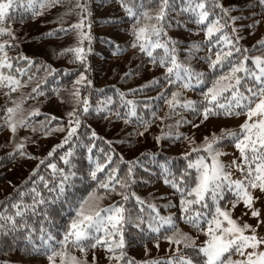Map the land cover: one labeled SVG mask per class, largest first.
<instances>
[{
	"label": "snow or ice",
	"instance_id": "1",
	"mask_svg": "<svg viewBox=\"0 0 264 264\" xmlns=\"http://www.w3.org/2000/svg\"><path fill=\"white\" fill-rule=\"evenodd\" d=\"M59 0H48L47 6H54ZM127 16L131 21L129 29L132 36L130 47L136 49L139 53L145 55L148 61L154 66L159 65L164 68L162 81L164 87L179 84L181 89L195 88L204 85L201 91V99L194 101L191 99H182L181 91H172L170 97L163 91L157 94L156 99H164L168 105L166 116L179 117L180 111L188 110L190 114L198 118L199 123L186 120L180 117L174 121L178 127L181 123H190L193 128L199 127V124L209 121L212 117H230L232 115H245V120L239 125V131H232L227 128H220L219 133L212 132L205 135L200 144H195L194 140H189L192 145L190 151L182 153V157L187 161L182 169H178L179 177L174 174L171 180L167 179L169 170L164 168L166 174L165 183L170 184L180 194V219L186 224L191 225L192 229L202 232L207 238L200 244H196L195 237L186 232H182L176 227V222L172 216H161L156 211L154 204H148L150 209L147 221L143 218L144 201L136 196L135 193H129L128 187L135 182L134 169L136 166H142V161H129L127 172L124 177L119 175V163L123 157H118V161L113 157L115 152L111 147L107 152L99 149L103 153L104 163L96 160L93 163L91 153L96 148L95 141L102 139L98 137L95 130L88 133V142L83 144L86 149L89 160V168L85 173L88 180L95 184V187L88 192L87 196L78 199L73 211L75 215L67 225L60 239L56 238L50 230L45 228L48 222V212L41 209L49 203V198L43 196L37 191L35 181H32L33 188L32 202L30 204L17 202L11 205L14 209L12 214L0 213V236H6L13 233H26L24 239L32 242V236L36 228L28 223L29 216H36L40 213L44 219L40 222V240L43 251L47 253L49 264H56V257H59L60 264H87L84 259H77L68 251L69 248H78L80 252L86 255L89 248L95 249L97 246L106 250L109 261H115V264H133L125 260V231L128 226L141 228L142 224H147L145 231L155 233L159 236L164 226L166 233L163 239L167 240L170 245L182 246L186 254H179L181 247L174 250V254L166 260H150L144 264H264V237L256 234V229L248 224H238L236 219L232 218V208L238 203H243L245 209L250 211L252 217L257 218V226L261 223L260 210L254 207V202L261 197L254 196L253 190H259L264 196V55L249 56V49L240 47V31L243 27L253 28L259 24V20H253L252 24L247 26H237L236 21L242 19L241 16H231L230 12L234 9L232 6L225 7L220 0H149V3L157 4L154 14L150 15L145 7V0H139L129 6L126 0H120ZM259 4L264 7V0H259ZM23 6V0H0V36H8L11 40H0V87H6L10 92H14L21 86V80L13 74H5L4 69L13 68V58L9 57L6 48L13 46L11 41L16 39L15 33L11 28L12 12L17 7ZM27 7L32 9L33 16L37 13L33 0H28ZM46 5L41 0L40 8ZM79 10L78 20L68 25L67 28H59L60 32H76L77 39L74 45L61 49L60 54H71L69 62H79L81 66L87 68L84 63L86 59L83 42L85 39L91 42L89 33L84 32L85 21L91 15L89 11V0H76L74 6ZM135 9V10H134ZM218 10V11H217ZM71 11V9H69ZM175 12L176 16L172 17L171 13ZM186 15L189 21L194 22L198 28L196 31L204 32V41L191 40L186 47H181L182 41L168 35L167 29L173 27L186 28V22L181 21L179 17ZM141 16L152 23H140ZM23 23V18H21ZM90 27V24L88 25ZM230 29V31H229ZM193 30L188 29L191 33ZM52 32L46 35H52ZM202 43L208 45V54L203 57L207 64L209 74L214 78L209 85L206 81V73L196 71L189 61L196 57L197 52L202 50ZM260 48H264V39L257 41ZM213 45L215 52L213 58ZM118 47V46H117ZM161 49L162 55H155V50ZM185 53V59L179 58V52ZM255 50V46L254 49ZM91 51V48L88 49ZM18 59L26 61L29 68L38 67L46 70L48 75L53 79L59 74L60 70L51 68L48 65H36L32 59L26 56H19ZM251 60V65L246 62ZM15 71L21 76L25 75L26 69L19 67ZM65 75L72 73L68 69L62 70ZM219 73V74H218ZM55 74V75H53ZM132 75L131 72L125 73V77ZM32 76H29V80ZM161 78L153 77L148 85L159 86L162 83ZM42 83L46 81L42 80ZM87 84L91 86L92 81L88 80L84 72H80L76 79L72 81V90L69 95L75 102V107L67 113L69 120L66 129V136L59 145L53 147L47 156L51 157L56 148L63 147L69 143L73 136L77 135V129L81 127L82 116L90 112V105L87 96H81L80 85ZM147 85L141 86L146 87ZM141 89H129V92L135 93ZM58 88H53V92H58ZM33 93L42 94L39 84L32 89ZM6 95L8 93H5ZM121 104L128 109L121 117L119 111L115 112L117 118L137 116L135 101L125 99L126 93L117 92ZM153 98H146L144 107H151ZM111 103V98L107 99ZM13 107L5 109V123L15 135L18 126L27 127L30 121L26 117L17 118L16 113L20 109L18 102H13ZM97 112L106 111L109 115L113 114L112 108L106 105L97 107ZM39 114V109H33L28 116ZM139 124L143 125L144 130L155 119L163 121L165 117H157L156 112H151V120H142L137 117ZM56 117H46L41 122L42 130L48 135L54 130H64L59 123L52 127V121ZM171 128V125H168ZM35 131V129H33ZM144 135V132L135 133ZM129 135H132L130 133ZM164 135L156 137L159 143ZM179 138L182 134L176 133ZM231 138L234 147L239 152V160H232L229 165H225L220 159L225 153L221 151V145ZM22 139H28L24 137ZM183 139L188 140L187 136ZM111 146L112 141H105ZM23 143H16L13 153L18 152L24 156ZM13 153H9L12 156ZM195 154L193 159L192 154ZM71 147L60 157L65 165L69 167L57 168L53 163L47 165L53 170V175L59 176V181L49 187L48 182L39 177L41 183L48 190L51 200L59 198L65 192L66 185L72 182L76 177V171L72 170ZM142 156L148 155L142 153ZM43 164L44 161L42 160ZM107 166L106 175L101 179L98 173H104ZM39 167V165L37 166ZM235 167L241 175L239 179H232L231 173L227 168ZM192 170L194 171V177ZM33 174L37 170L33 169ZM83 179V177H82ZM27 183V181L25 182ZM97 189L103 191L97 192ZM119 189V190H118ZM225 191L231 193L232 198L229 200L232 208L222 206L225 199ZM116 193L121 196L120 201H114L107 207H101L100 201L106 196ZM19 195L23 197L24 193ZM131 197L135 198L136 204L141 205V215L133 216L132 211L126 207ZM246 214V213H245ZM251 229V234L246 235L245 230ZM158 247V240H157ZM251 249L250 251H246ZM39 251V249H37ZM236 253L242 259L232 260L231 256ZM95 261V253H93Z\"/></svg>",
	"mask_w": 264,
	"mask_h": 264
},
{
	"label": "trees",
	"instance_id": "2",
	"mask_svg": "<svg viewBox=\"0 0 264 264\" xmlns=\"http://www.w3.org/2000/svg\"><path fill=\"white\" fill-rule=\"evenodd\" d=\"M41 0H33V4L37 13L33 16L32 9L27 7L28 0H23V6L17 7L12 12V22L10 24L13 29L16 39L12 40L13 46L6 48L9 57L13 58V68L11 70L4 69L5 74L16 75L21 80V86L16 91L10 92L6 87H0V187L9 181L7 189L0 188V213L12 214L14 209L11 208L13 203L22 202L30 204L32 202L31 189L33 188L32 181H35V187L43 196L49 198V203L41 209V212L47 210V223L44 225L50 230L57 239H60L67 225L75 215L73 208L76 206L78 199L87 196L88 192L95 187V184L87 179L85 173L89 168V160L86 149L83 144L88 142V133L90 130H95L98 139L95 141L96 148L93 149L91 156L93 163L99 160L104 163V156L99 149H104L105 152L109 147L114 150V160L118 161V157H123L119 163V175L124 177L129 161H142V166H136L134 169L135 182L128 187L129 193H135L145 203L143 205V218L148 220L150 209L148 204H154L156 211L161 216H172L176 222V227L182 232L195 237L196 244L200 245L207 237L202 233L192 229L191 225L186 224L180 217V194L170 184H166V174L164 168L167 167L169 175L167 179L171 180L174 174L179 177L178 169L185 167L187 161L183 159L182 153L190 151L192 145L189 140H194L195 144H200L205 135H210L212 132L219 133V129L210 133H203L198 136L194 132V128L190 123H181L178 127L174 124L176 119L184 117L186 120L199 123L198 118L190 114L188 110L180 111L179 117L168 118V105L164 99H156L157 94L162 91L170 97L172 91H181L182 99H191L199 101L200 93L204 89V85L196 86L194 89H181L179 84L175 87H164L162 77L164 68L158 64L153 65L148 61V58L139 53L136 49L130 47L132 36L130 34L131 21L127 16L124 8L121 6L120 0H89V11L91 15L85 21L84 32L91 36V42L87 39L83 42L85 48L86 59L84 63L87 68L81 66L79 62H69L71 54H60L61 49L74 45L77 39L76 32H60L59 28H67L68 25L75 23L78 20L79 10L75 8L76 0H59L54 6H47L48 0H43L46 7L40 8ZM129 6L133 3H138L139 0H126ZM225 6H232L234 9L230 12L231 16H241L242 19L236 21L237 26H247L252 24L253 20H259L253 28L243 27L240 31V47L249 49L248 55H264V48H260L257 41L264 39V7L259 4V0H220ZM145 7L149 14H154L157 4L149 3L145 0ZM71 9V11H69ZM135 10V9H134ZM218 11V10H217ZM172 17L176 16L175 12L171 13ZM23 18V23H21ZM181 21L186 22V28H171L167 29L168 35L182 41L181 47H186L191 40L204 41V32L196 31L198 26L189 21L186 15L179 17ZM147 21L143 16L140 18V23H152ZM90 24V27L88 25ZM263 27V29H262ZM188 29H192L191 33ZM230 31V29H229ZM52 32V35H46ZM0 40H11L8 36H0ZM118 46V47H117ZM255 46V50L254 49ZM91 48V51L88 49ZM215 45H213V58ZM155 55H162V50H155ZM208 54V45L202 43V50L197 52L196 57L192 58L189 63L191 66L200 72L206 73V81L210 85L213 76L209 74L207 64L203 57ZM26 56L32 59L36 65H48L59 71L56 79L52 75H48L45 69L38 67L29 68L26 61L18 59L19 56ZM179 58L183 61L185 53L181 50ZM251 65V60L246 62ZM19 67L26 69L25 75L21 76L15 71ZM68 69L72 74L65 75L62 71ZM80 72H84L88 80L92 81L91 86L87 84L80 85L81 96H87L90 112L82 116L81 127L77 129V135L73 136L69 143L63 147L56 148L51 157L47 154L54 146L59 145L66 136L69 117L67 113L75 107V102L70 97L69 93L72 90V81ZM131 72L132 75L125 77V73ZM219 74V73H218ZM55 75V74H53ZM29 76L32 79L29 80ZM153 77L161 78V85H148ZM44 80L46 83H42ZM39 84L40 92L36 94L32 89ZM147 85L141 89V86ZM53 88H58V92H53ZM129 89H141L135 93L129 92ZM126 93L125 99L135 101L137 116L125 118H117L115 112L119 111L121 117L128 111L121 102L117 92ZM5 93H8L7 95ZM111 98V103H107V99ZM146 98H153L151 107L146 109L143 101ZM18 102L20 109L16 113L17 118L23 116L30 121L27 127L18 126L15 135L5 123V109L13 107V102ZM107 106L112 108L113 114L109 115L106 111L97 112V107ZM33 109H39V114L29 117L28 113ZM155 111L157 117H165L163 121L155 119L151 122L147 131L143 125L139 124L137 117L142 120H151V112ZM56 117L57 120L52 121V127H56L57 123L64 130H54L48 135H45L42 130L41 122L45 121L46 117ZM245 117L241 115H232L230 117L220 116L212 118H235ZM210 118V119H212ZM206 122V121H205ZM202 124V123H201ZM168 125L172 127L169 128ZM232 131H239V127L223 126ZM35 129V131L33 130ZM144 132V135H136L135 133ZM132 133V135H129ZM164 135L159 143L156 142V137ZM176 133L182 134L179 138ZM187 136L189 139H183ZM27 137L28 139H22ZM9 138V139H7ZM42 138H51L47 144V148L40 150V140ZM105 141H112L111 146ZM10 142V143H9ZM16 143H23L24 156L18 152L13 153ZM7 149L5 150L4 148ZM71 147L72 156L69 157L72 161V170L76 171V177L72 182L65 187V192L54 201L44 184L40 182L39 177H43L49 187H53L54 183L59 181L58 175H53V170L48 168L49 163H53L57 168L67 169L64 161L60 159L65 152ZM237 153L234 143L231 138H226V141L221 145V151L225 154L220 157L223 163L227 166L232 160H237L236 157L230 158L231 151ZM9 153H13L9 156ZM142 153L148 155L142 156ZM195 159V154H192ZM28 158L30 164L21 172L14 171L7 175L8 168L17 163L19 158ZM44 161L42 164L41 161ZM39 165V167H37ZM33 169L37 170V174H33ZM227 170H233L237 176L240 172L235 167H229ZM194 171L192 170L193 177ZM105 172L98 173L101 179L106 175ZM83 177V179H82ZM27 181V183H25ZM119 190V189H118ZM103 191L97 189V192ZM20 192L24 195L21 197ZM232 198L231 193L225 191V199L221 202L222 206L232 208L229 200ZM121 196L116 193L106 195L99 203L101 207H107L114 201H120ZM126 207L132 211V215H141V205L136 204L135 198L131 197L127 202ZM28 223L36 228V232L32 236V242L28 243L24 237L26 233L19 232L6 236H0V264H49L47 253L43 251L40 240V222L44 219L40 213L36 216H29ZM147 224H142L141 228L128 226L125 231V260L131 261L133 264H144L146 261L166 260L174 254L177 247H181L179 254H186L182 246L170 245L169 242L163 239L165 228L161 229L159 236L155 233L145 231ZM158 240V247H157ZM39 249V251H37ZM69 253L77 259H84L87 264H115V261H109V255L105 249L97 246V248H89L86 255L82 254L78 248H69ZM93 253H95V261H93ZM232 260L240 259L238 254L234 253L231 256ZM56 264H60L59 257H56Z\"/></svg>",
	"mask_w": 264,
	"mask_h": 264
},
{
	"label": "rangeland",
	"instance_id": "3",
	"mask_svg": "<svg viewBox=\"0 0 264 264\" xmlns=\"http://www.w3.org/2000/svg\"><path fill=\"white\" fill-rule=\"evenodd\" d=\"M263 29V27H262ZM246 117H235V118H212L210 119L209 121H206L202 124H199V127H196L194 128V132L200 136L201 134L203 133H210L214 130H217L223 126H232V127H239V125L241 123H243V121L245 120ZM9 139V138H7ZM51 140V138H42L40 140V143H41V146H40V150L43 151L47 148V144L48 142ZM10 143V142H9ZM5 150L7 149L4 148ZM235 152V150H232L231 151V155H230V158H234L236 157V159L238 158L239 160V157H237V153H233ZM30 164V160L28 158H19L17 160V163L14 164L13 166H11L13 169L11 168H8V173L7 175L9 176V174H11L14 169L17 173H21L27 165ZM231 173V178L232 179H239L241 178L240 176H237L236 175V172L233 171V170H227ZM11 187V185L9 184V181L3 185H1V189L2 190H5L7 189L8 187ZM1 191V190H0ZM253 194L254 196H258V197H261L259 200H256L254 202V207L258 208L260 210V217L259 219L261 220V223L257 226V218L255 217H252L251 214H250V211H247L245 209V206L243 205V203H238L236 205L235 208H232V218L233 219H236L238 224L240 225H243L245 222L252 225L255 229H256V234L259 236V237H264V196L261 195V193L259 192V190H253ZM246 213V214H245ZM245 234L246 235H250L251 234V229H247L245 230ZM262 248H264V246H261ZM251 249H248L246 251H250ZM238 257L240 259H242L241 256H239L238 254Z\"/></svg>",
	"mask_w": 264,
	"mask_h": 264
}]
</instances>
